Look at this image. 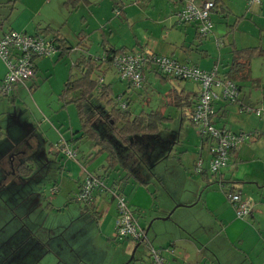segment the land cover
I'll return each instance as SVG.
<instances>
[{
    "label": "crops",
    "instance_id": "crops-1",
    "mask_svg": "<svg viewBox=\"0 0 264 264\" xmlns=\"http://www.w3.org/2000/svg\"><path fill=\"white\" fill-rule=\"evenodd\" d=\"M117 1L113 5L118 3ZM155 1L133 0L136 4L132 6L141 9L140 11L135 9L133 15L137 11L138 15L142 14L146 20L151 16L149 17L150 20L147 21L148 23L145 22V28H143L146 30V34L143 32L144 42H141L138 36L134 35L135 41L133 44L135 46L125 51L148 47V49L157 53V48H161L162 55L176 58L178 54L181 60L179 57L176 60L181 63L193 64L205 70L216 67L218 73H221L220 76L231 78L237 84L238 99L237 102L231 103L222 99L215 100L213 103V123L217 127H224L234 132L254 131V137L231 151L227 165L219 173L214 174V185H210L212 178H209L206 170L197 172L195 169L198 159L203 161L204 168L207 166L209 158L208 141L197 136L198 139L194 138L191 145L187 147L185 141H189L190 136L186 130L184 131V138L172 142L166 154H160V147L157 146L158 153L161 156L157 158L156 166H153L155 168L164 165L159 171H155L156 173L151 172L153 175L148 180L138 178V170L131 171L124 167L120 163L123 157L122 151L134 140L143 142L150 137L156 144L160 143L161 130L171 128L172 121L179 115L178 113H180L181 123L182 115L188 111L185 115L189 124H192L191 112L199 91V85L194 81H191L195 85L194 88H189L186 83H182L181 85L172 86V89L165 93L168 107L159 108L157 111H160L168 120L160 124L156 134L151 136L139 135L130 139L129 144L119 147L117 149V164L113 169L108 168L109 162L106 152L98 153L99 148L91 141L94 151L86 156V165L84 164L82 172L73 173L71 168H73L74 161H70V159L74 158H68L56 149V144L63 138L78 155V143L84 139L74 141L78 133H75L76 130L71 129L68 136L65 133H60L54 143L50 142L51 136L48 137L52 133H48L46 137V141L49 142L47 152H51L58 161L57 175L49 177L47 164L45 162L43 164L41 161V165L43 164L41 174L23 179L12 177L10 166H6L7 160L10 159V156L7 155L9 148L10 153H14L11 159H14L16 163L23 160L21 156L26 153V150L31 151V158L28 161L32 163L40 158L37 153H42L43 147L26 145L25 150H19L18 146L24 142V136L17 134V131L13 134L11 132L5 133V130H2V126H0V141H6L5 143H7L6 147L2 146L0 148V151H3L0 153V264H153L149 246L161 250L163 264H264V202L263 200L255 202L253 197L245 194L252 192L253 186H232V183L239 181H246L245 183L250 184L253 182L258 183L260 180H258L255 171L258 168L260 169L259 175H262L261 170H263L264 175V145L262 139H260L264 131V125L261 126L263 121H260L257 125L255 124L253 128L252 124L248 127V125L245 126L242 123L245 119L243 115L247 113H244V106L256 107L264 104V87L259 89L256 84L251 83L246 88L245 85L251 81L250 78L248 80V77H246L247 73L244 71L241 73L236 69L230 70L233 49L259 47L264 51V20L262 21L264 19V16H262L264 0L257 8V12H260L261 15L257 17L254 26L251 25L253 29L251 31L242 30L243 35L237 33V30L243 27L242 23L245 21L246 15H234L231 3L228 0H211L215 3V8L211 14L212 32L206 37H201L198 34L196 23H185L183 24L184 34L181 35L182 38L178 41H176L177 36L172 40L169 37L168 41L161 39L171 35L169 30L178 25L171 13L180 10L185 0H161L160 11L165 14H167V11L169 13L166 16L163 14L164 18L162 19L153 16L156 15V12L153 13L157 6ZM202 1L205 0H195L196 3ZM120 3L122 5L120 14L128 20L131 16L125 11L122 0H120ZM240 16L242 17L240 18ZM238 20L241 21L238 22ZM47 25L52 27L49 24ZM43 27L35 25L32 32H27L23 28L18 31L35 33ZM255 27H258V32ZM52 28L63 36L57 28ZM10 29L14 28L11 27L6 30ZM162 30L164 34H161ZM255 36H260L258 44L251 41ZM214 42L217 47H223L217 56H214L215 53L211 49V45L214 47ZM38 59L35 61L36 66ZM103 67L108 68L111 65L101 62L100 67V74L103 76L102 83L110 84L113 80L105 81ZM146 70L148 73L159 75L163 79L168 78L152 67H148ZM3 75L4 70L0 74V80ZM119 81L121 80L119 79ZM124 84L127 89L134 88L128 82ZM147 88L146 73L142 87L136 89L146 91ZM127 92L128 90L125 89L115 98H118L119 105L126 107L128 104L126 108L129 109L132 116L156 110L152 108L144 109L142 106L131 108V100L126 97ZM217 92H219V89H217ZM169 93L172 94V98L168 96ZM125 94L126 103L122 100V95ZM187 99L189 105L186 104ZM169 106H174L173 115L170 112L168 113ZM232 118H236L237 123L240 118L241 122L237 125ZM178 129H181V127H178ZM255 139L257 140L255 141ZM5 149L8 150L4 152ZM16 151L20 155H17ZM171 157L177 161L172 162ZM168 161L170 163L165 166ZM46 162L48 161L46 160ZM251 163L256 168L251 167ZM164 167L170 168L164 169ZM97 168H100V170H96ZM169 169L173 174L167 172ZM192 170H194V174H197L193 177L192 182H198L199 179H202L205 185L202 186L199 183L196 188L193 189L192 187L189 193L185 188L187 184V175L185 174ZM110 171L115 174L112 178L108 176ZM88 174L99 177L103 183H106L107 189L116 188L126 197L134 216L139 219L138 224L145 231L143 242L148 249L147 252L145 251V255L141 250L139 255L135 257L137 247L133 254L134 258L125 260L126 257H123L114 262L110 256L107 257L110 244L120 241L113 238L117 216L115 201L110 196L105 199L106 193L102 191L104 190L102 188V190L96 189L93 191L92 201L88 206L83 207L72 199V195ZM48 183L50 185H47V188H49L51 196L45 195L42 189ZM259 185L264 189V185ZM52 186L57 187V191L54 193L50 191ZM217 187H224L223 193L218 191ZM161 190L165 192L160 200L162 204L157 202L160 197L156 194L158 192L159 195H162ZM228 191L250 198L251 212L247 217L237 218L235 216L233 207L226 199L225 193ZM259 193L261 194L260 199H264V190L259 191ZM54 200L61 204L53 206L51 201ZM105 201L106 204L104 205ZM177 202H180V204L175 205V207L184 206L193 210L188 217L186 215L182 220L174 222L166 221L170 216L169 213L168 216L159 218L166 215ZM199 205L201 207H198ZM103 211L106 215H103ZM148 211H150L149 215ZM140 219L144 221L143 224L140 223ZM156 220L164 223H155Z\"/></svg>",
    "mask_w": 264,
    "mask_h": 264
},
{
    "label": "rangeland",
    "instance_id": "rangeland-1",
    "mask_svg": "<svg viewBox=\"0 0 264 264\" xmlns=\"http://www.w3.org/2000/svg\"><path fill=\"white\" fill-rule=\"evenodd\" d=\"M64 1L65 0H0V23L3 30L12 27L14 28V30L17 29V31L23 28L26 29L27 32H32L35 25H40L41 27H43L49 24L50 26L57 28L63 35V37L68 41L69 45L73 47V51L69 56L66 55L62 58H58V56L55 54L52 56L39 57V59L37 60L36 76L28 79L25 84H18L15 91L10 94L11 96H0V126H2V130H6L7 133L11 132L12 134L17 131V134H20V136H24L25 141L22 142L20 146H18V149L25 150L26 145L43 147L42 153H38L40 158L32 162L34 165V176L39 175L41 174V172H43V167L41 166L44 164V162L45 164H47L48 176L54 177L55 175H57L58 161L55 159L54 155L51 154V152H47V149L49 147V142L46 141L47 134L52 133V135H48V137L51 136L50 142L54 143L60 133H65L68 136V134H70L71 132V129L77 131L81 126L77 115V108L74 102L71 100L73 97L75 98L78 93H75L74 95H63L64 85L69 77V74L72 75V78H77L79 76L78 69L71 67V61L74 59V56L77 53V44L81 42L87 45L89 50L88 52L91 54L101 53V43L103 40L112 44L115 48L124 47V50H128L135 46L133 44V42L135 41V36H138L139 40L141 42H144L145 37L143 36V32L144 34H146V30H144L143 28H145V22L147 24V21L150 20L149 17L151 16L150 15L148 17V20H146L144 19V16H142V14L138 15L137 11H135V15H133L135 9L138 11L141 10L134 8L135 6H132L133 4H136L133 2V0H122V3H124L123 7L125 6V11L128 12V15L132 17H129L128 20L123 18L121 14L117 15L115 13V8H118L116 10L119 11V9H121L122 7L120 0H118V3H116L115 5L113 4L114 2H116V0H88V2H79L74 8L70 7V5L66 6L64 4ZM155 2L157 6L155 7L153 13L156 12V15H153L152 13L155 18L162 19L164 18L163 14L165 16L169 14L168 11L167 14L160 11L162 6L161 0H156ZM228 2L231 3L234 15H246V17L244 18L245 21L242 23L243 27L238 28L237 33L243 35L242 30L251 31V29H253L254 22H256L257 20V17L261 15L260 12H257L259 4L249 5L247 3V0H228ZM174 12L176 13L177 11ZM174 12L171 14L175 15ZM252 16L254 19H251ZM262 16H264V9ZM241 17L242 16H240V18ZM141 18L142 20H140ZM173 19L175 20V18ZM241 20H238V22ZM263 20L264 19H262V21ZM177 26L169 30V32H171V35H167L166 38H163L161 40L168 41L169 37L170 40H172L176 36V41L181 40V35L184 34L183 24L179 25V28ZM255 28L258 32V27ZM161 34H164L163 30ZM147 35L149 36V34ZM259 39L260 36H255L251 41L254 42V44H258ZM211 49L215 53L214 56H217L218 52H221L223 47H217L214 42V47H212L211 45ZM157 51L158 54L162 55L161 48H157ZM176 56L179 57L178 54ZM172 57L175 58L174 56ZM179 59L181 60L180 57ZM2 63L0 62V74L1 72H3V70L5 73V65L4 63L2 65ZM146 69H148V67L142 69V73L144 77L147 73V92L145 90H139L136 88H125V82L119 81L117 73L112 66L108 68L103 67L105 81H108L109 79L113 80L110 83V86L112 88V96H118V94H121L122 91L126 89L128 90V92L126 93L128 95H122V100L126 101V97H128V100H131V108L142 106L144 107V109L152 108L157 110L159 108L168 107V104L166 103L165 93L168 92L169 89H172V86L186 83L189 88L195 87L193 82H191L190 80H179L172 77L163 79L159 75L148 73ZM100 73L101 69L98 71L96 70L95 72H93L91 78L96 79L97 81V77ZM220 74L221 73L219 72V75ZM246 77H248V80L249 78L251 80L245 85L246 88H248L247 86L249 84L251 85V83L256 84L259 89L264 87V55H255L250 58ZM88 100L90 101V104L98 105L99 108L101 105L107 107V104L98 97L97 89L92 92ZM174 110V106H169L168 113L170 112L171 115H173ZM187 112L188 111H186L185 114H187ZM244 113H246V111ZM178 114L179 115L172 121L173 123L171 128H169L168 130H161L160 143L156 144L150 137H148L146 141L143 142H137L134 140L133 143L128 145L127 148H124V150L122 151L123 157L120 163H122L124 167L131 171L138 170V178L148 180L153 175L151 172H157L161 168H163L164 164L162 165V167L157 166L154 168V166H156L157 164V158L161 156L160 154H166L169 149L168 147H170L172 142H174L176 139L182 140L185 136V130L190 136L189 141H185V146L188 147L189 145H191V142L194 138L197 140V136H200L199 134L197 135V127L195 125L189 124L187 116L184 113L181 118V125L180 113ZM89 117H91L90 122H97V120L99 119L94 115H89ZM243 117L245 119L242 123H244L245 126L248 125L249 127L251 126L250 124H252L253 128L254 125H257V123H259L260 121H263L261 126L264 125V119L255 116L253 113H246V115H243ZM232 120L237 125L241 122L240 118L238 123L236 122V118H232ZM230 123L233 124L232 121H230ZM178 127H181V129H178ZM248 133H254V131H249ZM260 139H262L264 145L263 138ZM256 140L257 139H255V141ZM157 146L160 147V154L158 153ZM78 151V155L76 154L77 156H75L74 159H70V161H74L73 168L71 169L75 174H77V172H82L84 164L86 165V156L94 151L93 143L87 139L80 141L78 143ZM30 153L31 151L26 150V154ZM82 154H84L85 156H83ZM170 159L173 160H171L172 162L177 161L174 160L173 157H171ZM46 160L48 162H46ZM41 161L43 163L42 165ZM168 163H170V161L166 162L165 166ZM250 166L254 167L252 163ZM258 167L259 165L257 166V168ZM165 168L170 167H164V169ZM254 168H256V166ZM96 170H100V168H97ZM259 170V168L255 170L258 176V180H260L258 181V183L264 185L263 170H261L262 175H259ZM167 172L171 173L170 169L167 170ZM194 173V170H192L191 172L185 174L187 175V184L185 185V188L189 193L192 187L193 189L196 188L199 183L202 186L205 185V183L203 184L202 179H199L198 182H192L193 177L197 176V174ZM208 174L209 178H212L210 185H214L213 178L215 175L211 173ZM108 176L112 178L115 176V174L110 171ZM245 182L246 181L235 182L232 183V186H253L254 189L252 190V192L245 194L253 197L255 202H259V200H263L264 202V199H260L259 197L261 195L259 191L264 189L261 188L260 185L256 182H253L251 184ZM108 183L110 182L108 181ZM47 185L50 184H46L44 188L42 187V189L45 195L48 194L51 196ZM104 185L106 186L105 182ZM223 189L225 188L217 187V190L221 193H223ZM102 191H105L104 193H106L105 199L108 196L112 198L111 193L108 189H104ZM161 193L162 195H159L158 192L156 194L160 197V199H157V202H160L162 204L160 200L163 198V195L165 193L164 190H161ZM51 203L53 206L61 204L56 200L51 201ZM105 204L106 201L104 202V205ZM178 204H180V202L175 203L174 206L166 213V215L160 216L159 218H164L170 213V216L166 221L174 222L176 220H182V218H184L186 215L188 217L191 211H193L191 210V208H186L184 206L175 207V205ZM198 207H201V205H199ZM102 213L103 215H106L104 211ZM147 213L149 215L150 211H148ZM103 215L101 214V216ZM142 222L144 223V221L140 219V223ZM155 223L164 222L156 220ZM110 245L111 246H109V249L107 248L108 252L106 251L107 257L110 256V258H112L114 262H117L123 257H126L125 260H128L131 257L136 242L128 239L126 241L120 240L119 242H114ZM141 250H143L144 255L145 251L147 252L148 250L144 242L138 245V250L134 256L137 257Z\"/></svg>",
    "mask_w": 264,
    "mask_h": 264
},
{
    "label": "built area",
    "instance_id": "built-area-1",
    "mask_svg": "<svg viewBox=\"0 0 264 264\" xmlns=\"http://www.w3.org/2000/svg\"><path fill=\"white\" fill-rule=\"evenodd\" d=\"M261 1L247 0V3L249 5L260 4ZM214 8L215 3L211 0L200 3H196L195 0H185L183 7L174 15L175 21L178 25L196 23L198 34L206 37L212 32L211 14ZM115 13L118 14L119 11L115 10ZM57 51V44L51 35L27 33L14 29L3 30L0 26V61L5 65V73L0 81V96H9L18 84H25L28 79L34 77L37 58L55 55ZM100 61L104 62V58ZM110 65L115 69L121 81L130 83L134 88L142 87L145 80L142 69L147 67H152L166 77L198 83L199 91L192 108L191 122L197 127L198 134L208 141L209 158L205 168L203 161L197 160L195 167L197 172L206 170L211 174L219 173L227 165L231 151L254 137V133L234 132L224 127H217L213 123L215 100L237 102L238 99L237 84L231 78L220 76L216 67L205 70L193 64L181 63L172 56L157 54L148 48L116 53ZM102 77L100 74L99 80H102ZM243 109L247 113H253L264 119V104L256 107L244 106ZM261 137L264 139V131ZM56 149L68 158L76 156V152L63 138L56 144ZM101 188L107 189L103 181L95 175L88 174L72 195V199L83 207L88 206L92 201L93 191ZM108 190L115 201L117 210L113 231L114 240L144 241L145 231L138 224L126 197L116 188ZM50 191L56 192L57 187L52 186ZM225 194L237 218H244L250 214V198L231 191ZM149 251L153 264H163L160 249L149 246Z\"/></svg>",
    "mask_w": 264,
    "mask_h": 264
},
{
    "label": "trees",
    "instance_id": "trees-1",
    "mask_svg": "<svg viewBox=\"0 0 264 264\" xmlns=\"http://www.w3.org/2000/svg\"><path fill=\"white\" fill-rule=\"evenodd\" d=\"M79 2L88 1L65 0L64 4L74 8ZM116 9L118 8L114 10ZM120 13L121 9H119L118 14ZM35 33L52 36L58 47V58L69 56L73 51V47L69 45L68 41L57 30L48 25L38 29ZM77 45V53L71 61V67L78 69L79 76L72 78V75L69 74L63 89V95L78 93L75 98L71 99L77 108V115L81 124L80 129L75 132L78 135L74 141L81 139L92 141L99 148L98 153L106 152L109 162L108 168L113 169L117 164V149L119 147L129 144L130 139L139 135L151 136L156 134L160 124L168 120V118L157 110L132 116L129 109L126 108L127 105L126 107L119 105L118 98L112 96L110 84L102 83V80H99V76L97 77L98 82L96 79L91 78L93 72L100 70L102 62L100 60L102 58H104L105 63L110 65L113 55L125 51L124 47L114 48L110 43L103 40L101 43L103 52L99 55H91L88 53V47L85 44L79 42ZM232 55L230 70L236 69V71L241 73L243 71L247 73L250 58L255 55H264V51L259 47H247L238 50L233 49ZM36 68L35 63L34 77L36 76ZM96 89L98 97L107 104L108 108L103 105L99 108L98 105L90 104L88 98ZM171 93L168 95L170 98H172ZM175 103L177 104L178 102L176 101ZM186 104L189 105L188 99ZM89 115H94L99 119L97 122H90L91 117ZM28 170L30 169L26 170V174L30 172Z\"/></svg>",
    "mask_w": 264,
    "mask_h": 264
},
{
    "label": "flooded vegetation",
    "instance_id": "flooded-vegetation-1",
    "mask_svg": "<svg viewBox=\"0 0 264 264\" xmlns=\"http://www.w3.org/2000/svg\"><path fill=\"white\" fill-rule=\"evenodd\" d=\"M3 133H4V131H3ZM5 133H7L6 130H5ZM5 142L6 141H0V148L2 146H4V147L7 146V143H5ZM6 150H8V149H5L4 152ZM2 152L3 151H0V153H2ZM15 153L17 155H20V153H18V151H16ZM7 155L10 156V159L7 160V165L6 166H10V168H11L10 172L12 173V177H18L19 179L20 178L23 179V178H26V177H29V176H34V165H33V163H31V161H28L29 158H31V153L30 154L24 153L23 156H21L23 158V160L19 161V163H16L14 161V159H11V157L14 155V153H12V154L10 153V148H9V150L7 152ZM37 155L39 156L38 153H37ZM27 169H30V170H28V171H30L28 174H26V170Z\"/></svg>",
    "mask_w": 264,
    "mask_h": 264
},
{
    "label": "water",
    "instance_id": "water-1",
    "mask_svg": "<svg viewBox=\"0 0 264 264\" xmlns=\"http://www.w3.org/2000/svg\"><path fill=\"white\" fill-rule=\"evenodd\" d=\"M143 241H140V242H138L136 245H135V247H134V249H133V252H132V255H131V257H130V259L133 257V254H134V251H135V249L138 247V245L140 244V243H142Z\"/></svg>",
    "mask_w": 264,
    "mask_h": 264
}]
</instances>
